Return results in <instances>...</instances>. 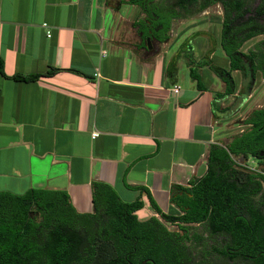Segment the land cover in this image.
Masks as SVG:
<instances>
[{
	"label": "crops",
	"instance_id": "0c3cea01",
	"mask_svg": "<svg viewBox=\"0 0 264 264\" xmlns=\"http://www.w3.org/2000/svg\"><path fill=\"white\" fill-rule=\"evenodd\" d=\"M143 9L128 0H0V193L64 191L92 214V185L102 183L124 202L141 197L140 219L158 216L146 193L128 187L139 186L164 213L178 212L172 190L203 178L212 146H223L219 96L231 60L216 33L223 22L195 18L165 41L146 40ZM49 71L37 82L11 79Z\"/></svg>",
	"mask_w": 264,
	"mask_h": 264
},
{
	"label": "trees",
	"instance_id": "16d2710c",
	"mask_svg": "<svg viewBox=\"0 0 264 264\" xmlns=\"http://www.w3.org/2000/svg\"><path fill=\"white\" fill-rule=\"evenodd\" d=\"M148 1L153 3L154 13L160 15L155 0ZM221 1L226 6L222 49L231 60V70L221 78L226 84L225 95H231L235 88L232 71L242 70L237 53L244 42L264 33V5L246 9L247 0ZM256 1L252 0V5ZM249 11L251 23H236ZM173 16L181 17L176 12ZM171 18L164 32L157 35L160 41L168 38ZM255 49V71L264 75L260 61L264 58V43ZM55 73L15 75L11 79L37 82ZM0 74L7 77L2 59ZM190 75L198 88L204 86L198 69L190 68ZM247 124L253 126L251 131L226 146H212L203 178L189 188L178 186L172 190L171 203L178 212L164 213L148 189L128 186L141 196L146 193L156 214L167 223L179 225L185 235L169 230L158 217L141 220L137 215L145 207L141 197L124 202L115 189L102 183L92 185V214L79 213L64 191L31 189L24 195L1 192L0 264H198L187 240L201 249L199 264L212 256L229 258L232 248L237 250L233 258L264 264V173L248 172L236 162L248 156L263 160L259 154L264 151V109L255 111ZM34 211L41 213L40 220ZM184 225H200L203 232L189 234Z\"/></svg>",
	"mask_w": 264,
	"mask_h": 264
},
{
	"label": "rangeland",
	"instance_id": "374dc122",
	"mask_svg": "<svg viewBox=\"0 0 264 264\" xmlns=\"http://www.w3.org/2000/svg\"><path fill=\"white\" fill-rule=\"evenodd\" d=\"M213 6L207 10L205 14L199 16L198 19L211 18L222 22L225 19V6H222L219 3H213ZM195 21V20H194ZM193 22V21H191ZM195 23V22H194ZM191 24V23H190ZM193 25V24H192ZM216 31L220 28L218 24L216 25ZM223 27V26H222ZM221 31H217V35H222ZM257 41H252L250 43L244 44L241 51L245 52V57L251 61L249 64L244 62L243 74H235L233 76L234 81V93L231 95H222L219 99V140L218 142L223 146H226L230 143L235 137L240 136L241 134L249 132L253 126L247 124V120L251 115L257 111L264 109V79L260 73H251V67H253V52L250 51L254 44ZM249 53V54H248ZM251 58V59H250ZM252 64V66L250 65ZM250 65V66H249ZM236 80V81H235ZM236 162L239 163L240 167L248 172L252 173H264V159L259 160L251 156L238 158ZM124 199L125 196L122 195ZM34 216L40 220L41 213L34 211ZM158 217L169 230L173 232H179L182 236L185 235V231L182 230L179 225H172L167 223L159 215ZM140 218V217H139ZM142 220V219H141ZM189 228V234L194 232L202 233L203 228L200 225L186 226ZM187 245L192 249V252L197 256L196 263L199 264L200 259L199 255L201 252L200 248H195V245L192 241L187 240ZM205 264H229L226 261H223L217 257H209V260H205Z\"/></svg>",
	"mask_w": 264,
	"mask_h": 264
},
{
	"label": "flooded vegetation",
	"instance_id": "af4514ba",
	"mask_svg": "<svg viewBox=\"0 0 264 264\" xmlns=\"http://www.w3.org/2000/svg\"><path fill=\"white\" fill-rule=\"evenodd\" d=\"M125 1V0H120ZM132 2H140L142 1L141 5L144 8V13L143 16L140 17L139 22L143 23L146 30L143 32V34L146 37V40L152 39V38H157V35H160L161 33L164 32V26L169 22V18L171 21V28H174L175 26L179 25L182 22L198 18L199 16H202L209 10L213 5V3H219L222 6H225L224 1L221 0H155L154 3L158 4V7H156L157 11L160 12V15L157 13H154V7H152L153 3L150 4V1L148 0H128ZM248 4L245 6L246 9H256L259 6H263L264 3L262 0H257L253 5H252V0H247ZM184 4L185 6H181ZM226 7V6H225ZM176 12L181 15V17H174L173 13ZM250 11L246 15L245 19L243 20H237L236 23H244V24H249L251 23L250 20ZM204 16V15H203ZM211 21H216L214 19L209 18ZM224 22V21H222ZM261 23H264V20H262ZM172 30V29H171ZM170 32L167 34L169 37ZM158 39V38H157ZM252 41H257L254 46L249 49L250 51H256V46L258 44L264 43V33H261L260 35L250 39L249 41H246L243 43L242 47L240 48L239 52L237 53V58L239 59V65L241 66L242 70H233L232 72L236 74H243L244 67L243 63H250L251 61L249 60V57H245V52L241 51L244 44L250 43ZM248 53V54H249ZM251 59V58H250ZM260 61H262V64L264 65V58L260 57ZM253 67H251V73L254 75L255 73H260L264 79V75L262 72L255 71V66L258 64L257 62L253 61ZM252 66V64H250ZM249 65V66H250ZM236 81V80H235ZM251 131V130H250ZM263 152V151H262ZM264 159V157H262ZM237 253V250L234 248L231 249L230 255L231 257L229 258H223L221 260L228 262L229 264H251L249 261H245L241 257H235L233 258L232 256Z\"/></svg>",
	"mask_w": 264,
	"mask_h": 264
},
{
	"label": "built area",
	"instance_id": "2783aa9c",
	"mask_svg": "<svg viewBox=\"0 0 264 264\" xmlns=\"http://www.w3.org/2000/svg\"><path fill=\"white\" fill-rule=\"evenodd\" d=\"M43 27L46 28V29H48V25H47V24H44ZM48 37H49V38L51 37V32H49V31H48ZM179 90H180L179 87H175L174 90H173V92H174V93H178ZM98 136H99V133H94V134H93V137H94V138H96V137H98Z\"/></svg>",
	"mask_w": 264,
	"mask_h": 264
},
{
	"label": "water",
	"instance_id": "95a60500",
	"mask_svg": "<svg viewBox=\"0 0 264 264\" xmlns=\"http://www.w3.org/2000/svg\"><path fill=\"white\" fill-rule=\"evenodd\" d=\"M259 156L262 158V157H264V151L263 152H261L260 154H259ZM150 262H152V263H154L152 260H149ZM144 263H146V262H144Z\"/></svg>",
	"mask_w": 264,
	"mask_h": 264
}]
</instances>
